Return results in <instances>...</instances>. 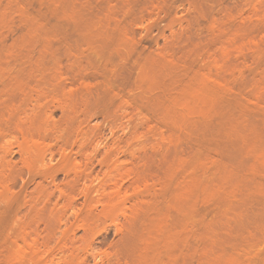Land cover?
Instances as JSON below:
<instances>
[{"label":"rangeland","instance_id":"obj_1","mask_svg":"<svg viewBox=\"0 0 264 264\" xmlns=\"http://www.w3.org/2000/svg\"><path fill=\"white\" fill-rule=\"evenodd\" d=\"M258 82L264 0H0V264H264Z\"/></svg>","mask_w":264,"mask_h":264},{"label":"bare ground","instance_id":"obj_2","mask_svg":"<svg viewBox=\"0 0 264 264\" xmlns=\"http://www.w3.org/2000/svg\"><path fill=\"white\" fill-rule=\"evenodd\" d=\"M257 45V44H255ZM258 47V46H257ZM240 52V51H239ZM261 81V80H260ZM222 86V85H221ZM226 87V86H225ZM224 87V88H225ZM228 87V86H227ZM223 88V87H222ZM228 88H225V90H227ZM231 90V89H230ZM252 91V90H251ZM228 92V91H227ZM263 93H264V84L263 82H258L254 88H253V91L252 93H250L249 96H246L244 98V101H246L248 104L251 103L252 105H255L256 108L260 109L259 111H261L260 113L264 114V104L262 102V99L263 97ZM240 95V94H239ZM254 106V107H255ZM256 154V153H255ZM257 155V154H256ZM258 158H259V161L261 163L259 164H263L264 165V147H262L258 153ZM258 161V162H259ZM257 165V164H256ZM260 166V165H259ZM262 167V166H261Z\"/></svg>","mask_w":264,"mask_h":264}]
</instances>
